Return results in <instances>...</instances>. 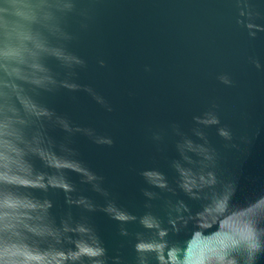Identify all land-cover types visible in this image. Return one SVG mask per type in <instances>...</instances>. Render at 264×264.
Listing matches in <instances>:
<instances>
[{
    "label": "water",
    "instance_id": "1",
    "mask_svg": "<svg viewBox=\"0 0 264 264\" xmlns=\"http://www.w3.org/2000/svg\"><path fill=\"white\" fill-rule=\"evenodd\" d=\"M0 264H264V0H0Z\"/></svg>",
    "mask_w": 264,
    "mask_h": 264
}]
</instances>
